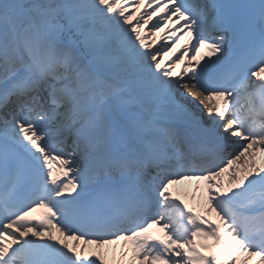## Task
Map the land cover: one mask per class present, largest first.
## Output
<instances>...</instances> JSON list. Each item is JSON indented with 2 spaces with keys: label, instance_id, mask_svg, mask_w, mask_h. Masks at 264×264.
Here are the masks:
<instances>
[{
  "label": "snow or ice",
  "instance_id": "snow-or-ice-1",
  "mask_svg": "<svg viewBox=\"0 0 264 264\" xmlns=\"http://www.w3.org/2000/svg\"><path fill=\"white\" fill-rule=\"evenodd\" d=\"M0 264H264V0H0Z\"/></svg>",
  "mask_w": 264,
  "mask_h": 264
},
{
  "label": "bare ground",
  "instance_id": "bare-ground-1",
  "mask_svg": "<svg viewBox=\"0 0 264 264\" xmlns=\"http://www.w3.org/2000/svg\"><path fill=\"white\" fill-rule=\"evenodd\" d=\"M149 35H150V33H149ZM185 39H187V38H185ZM182 43H183V41H182ZM178 71H179V69H177ZM224 180H225V182L227 183V176L225 175V177H224ZM195 187V182H192L191 184H183V185H180V186H178V188H177V190H176V193H183L184 194V192H188V191H190L189 193L191 194V205H195V206H197L198 204H199V197H200V193H196V197H197V200L196 201H193L192 200V189ZM175 193V194H176ZM181 196V195H180ZM190 204V203H189ZM40 215L41 214H39V215H37V216H35V217H37V218H39L40 217ZM153 232H156V229H153L152 230Z\"/></svg>",
  "mask_w": 264,
  "mask_h": 264
}]
</instances>
